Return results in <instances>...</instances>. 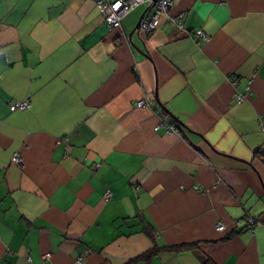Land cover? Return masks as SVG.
I'll use <instances>...</instances> for the list:
<instances>
[{"label": "crops", "instance_id": "obj_1", "mask_svg": "<svg viewBox=\"0 0 264 264\" xmlns=\"http://www.w3.org/2000/svg\"><path fill=\"white\" fill-rule=\"evenodd\" d=\"M95 1L0 0V264H264V0Z\"/></svg>", "mask_w": 264, "mask_h": 264}, {"label": "built area", "instance_id": "obj_2", "mask_svg": "<svg viewBox=\"0 0 264 264\" xmlns=\"http://www.w3.org/2000/svg\"><path fill=\"white\" fill-rule=\"evenodd\" d=\"M142 4H147L150 9L149 12L143 14L137 23L136 29L140 33H151L153 32L162 17H165L169 23L176 27L179 30L183 29L182 25V15H177L175 17L168 16L169 9L173 6L174 1L173 0H113V1H107V0H96L95 1V7L98 10L99 14L101 15L104 23L108 27V29L111 30H117L121 26V19L130 13L132 10L137 8L138 6ZM197 36L200 38H203L204 40L207 39V37L201 32H197ZM237 102H241L242 98L237 96L236 97ZM137 107H144L147 106V102L144 100H141L136 103ZM30 105L27 101L14 103L9 107V110L11 112L14 111H25L29 109ZM260 128L264 130V125H260ZM167 133H171L176 135L177 137H180V131L175 126H168L167 127ZM66 152H68V147L65 146ZM11 162L13 164L19 165L20 164V158L18 155H13ZM98 167V165H96ZM244 224L246 225V231L249 233L254 232V228L256 226V221L254 218L250 216L244 217ZM223 227L222 225H218L217 231H222ZM74 264H82L81 259H77Z\"/></svg>", "mask_w": 264, "mask_h": 264}, {"label": "trees", "instance_id": "obj_3", "mask_svg": "<svg viewBox=\"0 0 264 264\" xmlns=\"http://www.w3.org/2000/svg\"><path fill=\"white\" fill-rule=\"evenodd\" d=\"M255 219V218H254ZM255 221H256V223H257V220L255 219ZM146 233H147V235H149V236H151V231L149 230V229H146ZM153 251H156V250H153ZM152 250L150 251V252H148L146 255H142L141 257H145V256H150L151 254H153L154 252H153Z\"/></svg>", "mask_w": 264, "mask_h": 264}]
</instances>
